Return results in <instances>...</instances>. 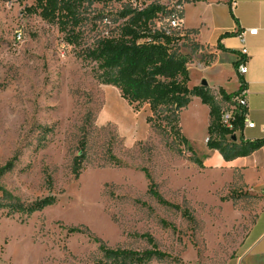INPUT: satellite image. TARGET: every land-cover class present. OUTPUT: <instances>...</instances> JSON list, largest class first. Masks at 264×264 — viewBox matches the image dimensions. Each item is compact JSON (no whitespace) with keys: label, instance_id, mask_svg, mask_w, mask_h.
Returning <instances> with one entry per match:
<instances>
[{"label":"rangeland","instance_id":"rangeland-1","mask_svg":"<svg viewBox=\"0 0 264 264\" xmlns=\"http://www.w3.org/2000/svg\"><path fill=\"white\" fill-rule=\"evenodd\" d=\"M151 1L176 8L181 0ZM32 3L0 0V167L12 163L0 176V264H96L112 261L102 247L153 244L168 256L145 264H238L257 204L224 185L222 170L196 163L207 153L203 111L191 102L181 110L184 144L170 128L147 122L148 105L123 99L79 55L117 33L124 3L85 2L79 44L29 13ZM181 44L195 47L191 38ZM115 105L137 120L134 130L105 114ZM146 173L192 218L159 203ZM50 196L56 202L41 210H17Z\"/></svg>","mask_w":264,"mask_h":264},{"label":"trees","instance_id":"trees-1","mask_svg":"<svg viewBox=\"0 0 264 264\" xmlns=\"http://www.w3.org/2000/svg\"><path fill=\"white\" fill-rule=\"evenodd\" d=\"M87 1L93 2L33 0L26 9L49 23H55L59 30L66 34L69 43L79 44L82 36L81 26L85 20L82 8ZM113 1L124 3L120 11L123 22L117 33L99 37L79 53L84 60L96 65L94 69L103 83L117 87L121 97L136 107L148 105L151 115L147 117V122L161 129L170 128L171 133L177 135L184 144L187 139L181 131L180 112L194 97H199L202 103L210 108L207 145L210 149L219 150L225 160L248 155L264 145V138L250 142L233 141L232 135L244 128L243 118H236L232 131L224 129L220 123V103L215 92L211 91L207 84L190 87L191 55L184 51V45L181 44V41L189 38L187 32H183L180 27H171L169 23L158 24L162 18H171L174 15L180 18L177 7L168 8L156 1L148 2L149 0ZM218 93L228 100L236 92L227 94L219 89ZM83 156L82 143L79 157L82 159ZM196 163L202 165L199 159H196ZM11 168L10 162L0 167V176ZM146 174L150 180L148 192L159 203L181 210L185 216L192 218L187 209L165 199L151 181L150 175ZM55 202V197H45L25 207L17 206V210L31 213ZM102 250L105 259L112 261L103 260L96 264H145L154 257L168 256V253L161 251L154 244L151 249L143 251L106 247H102Z\"/></svg>","mask_w":264,"mask_h":264},{"label":"crops","instance_id":"crops-1","mask_svg":"<svg viewBox=\"0 0 264 264\" xmlns=\"http://www.w3.org/2000/svg\"><path fill=\"white\" fill-rule=\"evenodd\" d=\"M231 9L228 0H181L177 5L179 24L195 47L185 49L191 55L190 87L207 81L211 91L222 89L233 94L240 88L236 62L242 42L237 29H258L248 34L249 71L245 75L249 97V116L253 127L237 132V141L264 138V0H236ZM203 111L204 143L207 147L202 165L222 170L224 185L245 190L255 197L257 216L248 234V248L238 264H264V145L245 156L225 160L219 150L207 145L210 108L194 97L189 106ZM206 127V128H205ZM216 172V171H215Z\"/></svg>","mask_w":264,"mask_h":264},{"label":"built area","instance_id":"built-area-1","mask_svg":"<svg viewBox=\"0 0 264 264\" xmlns=\"http://www.w3.org/2000/svg\"><path fill=\"white\" fill-rule=\"evenodd\" d=\"M236 0H228L231 9H234L236 6ZM171 27H180L179 17L174 15L171 19ZM258 29H237L234 31V34L237 35L241 42L242 48L240 50V55L236 62V69L241 76L240 79V88L239 90L230 97V99H224L223 96L215 92L216 99L220 103V123L221 126L228 130L232 131L235 128V120L237 117H242L244 122V127H253L254 122L250 120L249 116V97H248V88L247 81L244 78L249 71V51L246 46V40L248 34H256ZM23 37V32L21 29L16 31V38L21 40ZM237 134V133H236ZM230 138V134L228 135ZM209 137H207V142Z\"/></svg>","mask_w":264,"mask_h":264},{"label":"bare ground","instance_id":"bare-ground-1","mask_svg":"<svg viewBox=\"0 0 264 264\" xmlns=\"http://www.w3.org/2000/svg\"><path fill=\"white\" fill-rule=\"evenodd\" d=\"M105 114L108 117H111V119L119 121L122 126H125L129 130H134V128H136L137 120L135 121V119L129 116V114H127V112H125L120 106H113V108L107 110Z\"/></svg>","mask_w":264,"mask_h":264},{"label":"water","instance_id":"water-1","mask_svg":"<svg viewBox=\"0 0 264 264\" xmlns=\"http://www.w3.org/2000/svg\"><path fill=\"white\" fill-rule=\"evenodd\" d=\"M202 84H205V85H206V84H207V81H205V80L202 81ZM237 138H238V137H237V134H233V135H232V140H233V141H236Z\"/></svg>","mask_w":264,"mask_h":264}]
</instances>
